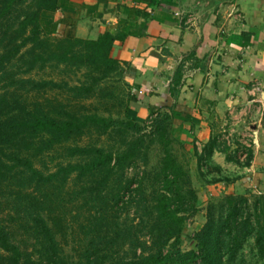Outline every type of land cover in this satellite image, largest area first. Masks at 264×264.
<instances>
[{
	"label": "crops",
	"instance_id": "0c3cea01",
	"mask_svg": "<svg viewBox=\"0 0 264 264\" xmlns=\"http://www.w3.org/2000/svg\"><path fill=\"white\" fill-rule=\"evenodd\" d=\"M42 26L92 40L125 34L110 55L132 117L167 113L177 160L179 145L204 177L220 170L210 189L264 193V0H60Z\"/></svg>",
	"mask_w": 264,
	"mask_h": 264
},
{
	"label": "rangeland",
	"instance_id": "374dc122",
	"mask_svg": "<svg viewBox=\"0 0 264 264\" xmlns=\"http://www.w3.org/2000/svg\"><path fill=\"white\" fill-rule=\"evenodd\" d=\"M29 59L25 54L20 60H13L9 74H17L19 70L27 68ZM119 72L118 69L114 70L107 77L96 81L100 73L92 67H79L77 64L57 66L51 62L42 67L38 64L32 73L35 82L18 84L10 90L12 94L8 97L12 96L17 101L14 107L25 108L27 114H48L58 120L73 115L97 114L125 122L134 121L128 110L130 88ZM9 82L7 76L5 79L0 77V94L1 87ZM150 120L139 123L145 125ZM122 130L125 131L88 126L81 132H75L67 141L57 144L45 159L52 167L62 161L67 149L72 146L123 150L128 141L140 133L127 127ZM145 132L143 145L133 164L116 174L99 191L91 192L97 182H87L75 175L66 185L56 184L49 188H38L35 184L28 188L19 182L11 185V181L1 182L0 190L3 193L0 202L6 208L5 212H9L7 218L31 221L37 211L45 207L56 223V237L68 264H116L130 260L140 252L150 251L155 246L152 237L153 198L160 189L157 181L163 146L156 136L149 134L148 130ZM180 149L181 146L176 145L175 153L187 171L183 179L184 190H192L197 197V209L188 216L181 233L182 250L199 253L197 233L208 221L215 226L221 217L224 219L229 215L227 199L232 197L240 215L237 220L230 219L237 228L229 229L233 236H240V244L233 249L234 242L230 241L226 234L228 228L224 227L220 238L213 237L214 243L226 242L223 257L221 255L217 264H264V252L260 251L256 243V234L253 232L241 237L247 227L238 228V222L247 225L252 221L255 225L256 216L264 204V193L247 192L239 195L235 189L230 195L223 188L210 189L208 180L218 177L220 170L209 167L207 177H204L195 166L190 167L187 153ZM70 160L76 162L77 157ZM44 199L46 203L42 206L38 200ZM14 232L24 258L31 264H46L40 255L38 238L27 232L19 221L15 222ZM186 264L207 262L199 256Z\"/></svg>",
	"mask_w": 264,
	"mask_h": 264
},
{
	"label": "trees",
	"instance_id": "16d2710c",
	"mask_svg": "<svg viewBox=\"0 0 264 264\" xmlns=\"http://www.w3.org/2000/svg\"><path fill=\"white\" fill-rule=\"evenodd\" d=\"M59 1L0 0V77L5 79L7 76L10 79L8 84L1 87L0 94V183L11 181L9 185L19 182L28 188L33 184L38 188H49L56 184L66 185L75 175L87 182H97L91 192L99 191L116 174L133 164L143 145L144 136L147 134L145 131L148 130L163 146L157 181L160 189L153 198L152 237L155 246L148 252H140L132 259L116 264H186L199 256L207 264H217L221 255L223 257L226 242L214 243L213 237L220 238L225 227L228 228L226 234L230 241L234 242L233 249L240 244V236H233L229 229L237 228L236 224H231L230 219L237 220L240 214L233 204V198H228L229 215L224 219L221 217L215 226L208 221L201 232L197 233L199 253L182 250L181 233L186 219L197 209V197L192 190H184L183 179L187 176V171L172 152L168 135L170 117L167 113L159 111L149 123L142 125L134 118V121L125 122L97 114L73 115L58 120L48 114H27L25 108L14 107L17 101L12 96L8 97L12 94L10 90L24 81L34 83L32 73L38 64L42 67L47 62L57 66L77 64L79 67H92L100 73L97 74L96 81L118 69L119 63L111 57L110 51L114 40L123 39L125 34L106 31L92 40L54 35L44 30V12L58 9ZM25 54L30 57L26 62L28 67L19 70L17 74H9L11 62L20 60ZM91 125L102 130L119 131H125L122 129L127 127L140 134L129 140L127 146L120 151L96 146L69 147L62 161L50 167L45 157L52 153L55 146ZM212 142L208 143L204 153L212 150ZM223 143L227 144L226 141ZM72 157H77L76 162L70 160ZM2 193L0 190V195ZM122 198L121 194L120 200ZM45 200L38 202L43 206ZM5 211L6 208L0 202V264H31L24 258L23 250L14 234L16 221L38 238L40 255L46 264H68L56 237V223L45 207L38 210L31 221L7 218L9 212ZM256 217L255 225L252 221L247 225L238 222V228L247 227L241 237L254 232L256 243L263 253L264 204Z\"/></svg>",
	"mask_w": 264,
	"mask_h": 264
},
{
	"label": "built area",
	"instance_id": "2783aa9c",
	"mask_svg": "<svg viewBox=\"0 0 264 264\" xmlns=\"http://www.w3.org/2000/svg\"><path fill=\"white\" fill-rule=\"evenodd\" d=\"M242 155H244V153Z\"/></svg>",
	"mask_w": 264,
	"mask_h": 264
}]
</instances>
